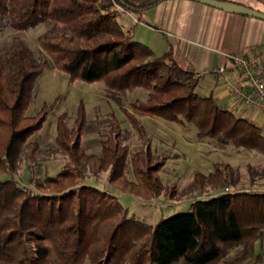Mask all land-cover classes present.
Wrapping results in <instances>:
<instances>
[{
    "label": "trees",
    "instance_id": "trees-1",
    "mask_svg": "<svg viewBox=\"0 0 264 264\" xmlns=\"http://www.w3.org/2000/svg\"><path fill=\"white\" fill-rule=\"evenodd\" d=\"M163 1L0 0V36L47 25L38 52L19 36L0 50V264H264V166L247 165L246 183L239 169L218 163L208 175L196 172L181 192L159 177L166 157L153 154L144 118L192 125L200 140L264 155L261 126L200 95L201 76L193 68L172 51L156 55L119 21L123 12L141 14ZM52 68L71 82L103 83L143 149L132 153L131 132L111 117L100 153L88 154L83 137L105 121L90 123L81 105L72 127L67 114L58 117L55 146L43 150L35 137L61 101L35 116L27 112L39 78ZM137 90L146 98L127 109L124 99ZM45 153L67 161L57 175L39 178ZM23 163L28 171L18 179ZM102 174L109 185L143 200L164 193L179 201L205 197L148 224L110 191L85 182Z\"/></svg>",
    "mask_w": 264,
    "mask_h": 264
},
{
    "label": "rangeland",
    "instance_id": "rangeland-1",
    "mask_svg": "<svg viewBox=\"0 0 264 264\" xmlns=\"http://www.w3.org/2000/svg\"><path fill=\"white\" fill-rule=\"evenodd\" d=\"M47 30V25L38 27L23 33L7 29L0 36V50L9 45L16 36L22 38L30 48L38 52V37ZM39 90L37 97L29 108L27 115L35 116L45 105H52L58 99L61 104L53 110L42 131L35 137L43 150L48 151L55 146L57 119L62 114H67V124L72 127L81 105L84 106L87 119L90 123H105L96 127V133H88L83 137V147L88 154H98L101 151L100 141L105 139L110 130V118L114 117L120 122L123 130L131 132L129 145L131 152L135 153L143 149L144 143L140 141L137 133L132 129L125 113L120 107L107 97L103 83H86L83 81L71 82L70 77L57 69H47L38 80ZM202 96H209V86L200 81L197 89ZM145 99L146 93L137 90L124 99V105L130 109V104L135 99ZM143 124L150 136V147L155 156L166 157L162 163L163 170L159 173L166 187H174L177 191L184 190L193 180L196 172L208 175L215 169V164H230L240 170L243 180L248 182L247 165L264 166V161L259 155L252 151L236 149L233 146L221 147L217 141L200 140L194 126H179L178 124L165 121L160 118H144ZM259 124V122H258ZM146 146L145 149H147ZM66 158L59 153H45L39 160L37 177L57 175L66 164ZM28 171L25 163L22 164L18 179L26 175ZM127 175L132 179V171L129 169ZM25 178V177H24ZM86 183L100 189H106L119 198L122 205L131 214L148 224L155 225L160 217H170L179 212L186 211L190 203L201 200L205 196H192L183 200H170L166 193L160 198L148 201L139 199L133 195L126 194L120 189L114 188L107 182V174L99 178L89 175ZM23 185L27 181L22 180ZM253 264V263H250Z\"/></svg>",
    "mask_w": 264,
    "mask_h": 264
},
{
    "label": "crops",
    "instance_id": "crops-1",
    "mask_svg": "<svg viewBox=\"0 0 264 264\" xmlns=\"http://www.w3.org/2000/svg\"><path fill=\"white\" fill-rule=\"evenodd\" d=\"M225 1L264 13L262 0ZM119 21L137 41L152 48L156 55L163 56L172 51L182 66L193 68L209 86V96L219 104L263 126L264 116L260 112L244 110L233 104L227 86L235 79L230 74L227 56L253 55L263 50L264 21L188 0H166L141 14L123 12ZM224 66L227 71L222 77L202 75ZM253 153L264 161V155Z\"/></svg>",
    "mask_w": 264,
    "mask_h": 264
},
{
    "label": "built area",
    "instance_id": "built-area-1",
    "mask_svg": "<svg viewBox=\"0 0 264 264\" xmlns=\"http://www.w3.org/2000/svg\"><path fill=\"white\" fill-rule=\"evenodd\" d=\"M227 59L231 66L230 74L235 79L227 86L233 104L244 110L258 111L264 116V49L253 55L230 54ZM226 71L224 66L202 75L222 77ZM262 129L264 133V124ZM229 192V189L225 190V193Z\"/></svg>",
    "mask_w": 264,
    "mask_h": 264
},
{
    "label": "water",
    "instance_id": "water-1",
    "mask_svg": "<svg viewBox=\"0 0 264 264\" xmlns=\"http://www.w3.org/2000/svg\"><path fill=\"white\" fill-rule=\"evenodd\" d=\"M188 1H193L199 4H203V5L215 8V9L225 11L227 13L249 16V17L257 18V19L264 21L263 12L254 10L250 7H246L244 5L237 4L234 2H228L225 0H188Z\"/></svg>",
    "mask_w": 264,
    "mask_h": 264
}]
</instances>
